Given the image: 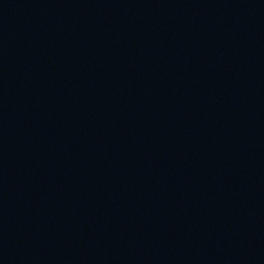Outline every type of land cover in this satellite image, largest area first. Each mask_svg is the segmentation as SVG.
I'll use <instances>...</instances> for the list:
<instances>
[{
	"label": "water",
	"instance_id": "1",
	"mask_svg": "<svg viewBox=\"0 0 264 264\" xmlns=\"http://www.w3.org/2000/svg\"><path fill=\"white\" fill-rule=\"evenodd\" d=\"M0 264H264V0H0Z\"/></svg>",
	"mask_w": 264,
	"mask_h": 264
}]
</instances>
